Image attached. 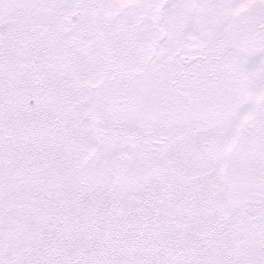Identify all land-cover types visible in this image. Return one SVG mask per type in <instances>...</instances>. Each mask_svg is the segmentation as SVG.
Wrapping results in <instances>:
<instances>
[{
    "label": "snow or ice",
    "instance_id": "snow-or-ice-1",
    "mask_svg": "<svg viewBox=\"0 0 264 264\" xmlns=\"http://www.w3.org/2000/svg\"><path fill=\"white\" fill-rule=\"evenodd\" d=\"M0 264H264V0H0Z\"/></svg>",
    "mask_w": 264,
    "mask_h": 264
}]
</instances>
